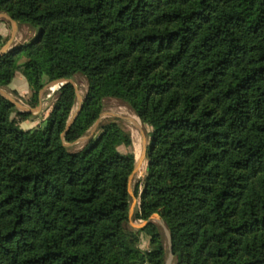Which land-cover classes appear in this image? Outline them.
I'll list each match as a JSON object with an SVG mask.
<instances>
[{
	"label": "trees",
	"instance_id": "obj_1",
	"mask_svg": "<svg viewBox=\"0 0 264 264\" xmlns=\"http://www.w3.org/2000/svg\"><path fill=\"white\" fill-rule=\"evenodd\" d=\"M0 12L38 30L0 55V87L22 70L37 104L45 78L88 84L67 129L72 83L30 129L0 96V264H165L153 214L175 264H264V0H0ZM106 97L151 127L137 231L135 156L119 149L130 132L110 120L66 145Z\"/></svg>",
	"mask_w": 264,
	"mask_h": 264
},
{
	"label": "rangeland",
	"instance_id": "obj_2",
	"mask_svg": "<svg viewBox=\"0 0 264 264\" xmlns=\"http://www.w3.org/2000/svg\"><path fill=\"white\" fill-rule=\"evenodd\" d=\"M1 25H5L8 27L6 36H3L5 38L3 46H7V50L16 45L28 42L38 33L37 29H34L27 24L12 21L8 17H0V26ZM70 78L73 80V85L76 88V101L72 109V117L73 114L78 110L83 101V98L85 97L88 84L86 78L79 73L73 75ZM13 79L12 84L11 80L8 85L0 87V96L8 98L14 104L17 110L30 112L31 117L27 119H21L16 114V112L12 114V117L15 118L18 124L24 129H30L37 125L43 124L44 119L48 116L54 105L59 85H54L55 88L52 89L53 85H51L50 83L54 80L50 81L45 78L43 81V87L38 93V103L33 104L30 102L32 92L30 91V87L25 76L23 75L22 70L16 71ZM20 79H22L25 85L27 84L28 86L29 92L24 95L22 94L23 86L18 84ZM13 84H15V86L20 90L21 93L16 89H13ZM110 120H115L116 122L120 123V125L124 129L130 132L132 138V143L129 147L121 146L119 149L122 153L132 152L135 156L136 168L132 172L133 174L129 182L131 194L129 200V217L126 222V227L128 229L137 231L146 224V221L142 219H136L134 217L135 211L139 206V195L134 194V187L137 184L141 185L142 180L146 175L147 148L150 141L149 134L151 131V127L148 124L142 122L137 114L125 102L116 97H106L103 99L102 111L97 121L83 136H81L80 138L75 140L73 144H70L68 146L72 151L80 149L88 141V139L92 137L93 134L96 135V133H99V125L104 124ZM139 189H141V186L139 187ZM147 221L155 222L162 234L166 263L170 256L169 237L167 234L166 225L158 214H153ZM139 239V245L143 250L151 249L152 246L150 244V236L146 232L141 231L139 233ZM169 264H175L174 255H172Z\"/></svg>",
	"mask_w": 264,
	"mask_h": 264
},
{
	"label": "water",
	"instance_id": "obj_3",
	"mask_svg": "<svg viewBox=\"0 0 264 264\" xmlns=\"http://www.w3.org/2000/svg\"><path fill=\"white\" fill-rule=\"evenodd\" d=\"M7 16L10 18L9 15H7ZM10 19H11V18H10ZM11 20H12V19H11ZM12 21H13V20H12ZM6 51H7V50L5 49V46H3V47L0 49V55L3 54V53H5ZM65 83H72V84H74V83H73V80H72L71 78H66V79H64V78H60V79H57V80L52 81L50 84H58L59 87H60V86H62V85L65 84ZM59 87H58V88H59ZM80 107H81V105L79 106L78 110L73 114V116L70 117V119L68 120L67 125H66V129H67V128L71 125V123L74 121V119H75V117H76V115H77V113H78ZM63 135H64V134H62V137H63ZM66 145H68V144H66ZM135 168H136V164H135V166H134V170H135ZM134 170H133V171H134ZM132 174H133V173H131V175L129 176V182H130V179H131V177H132ZM129 193L131 194V192H130V188H129ZM145 223H147V221H146ZM166 229H167V234H168V237H169L170 256H169V258H168V260L166 261L165 264H169L170 259H171L172 255H173V253H172V251H171V234H170V232H169L167 226H166Z\"/></svg>",
	"mask_w": 264,
	"mask_h": 264
},
{
	"label": "crops",
	"instance_id": "obj_4",
	"mask_svg": "<svg viewBox=\"0 0 264 264\" xmlns=\"http://www.w3.org/2000/svg\"><path fill=\"white\" fill-rule=\"evenodd\" d=\"M7 15H8V14H5V13H3V12H0V17H8ZM8 18H9V17H8ZM13 21H14V20H13ZM13 26H14V25H13ZM6 31H8V27L5 26V25H1V26H0V34H1L2 36H6ZM13 80H14V79H13ZM13 80H12L11 84L13 83ZM18 84H20L21 86H23V89H22V90H23V91H22V94H23V95L29 92L27 84L25 85V83H24V81H23L22 79L19 80ZM13 86H14L13 89H16L17 91L20 92V90L15 86V84H13ZM20 93H21V92H20Z\"/></svg>",
	"mask_w": 264,
	"mask_h": 264
},
{
	"label": "bare ground",
	"instance_id": "obj_5",
	"mask_svg": "<svg viewBox=\"0 0 264 264\" xmlns=\"http://www.w3.org/2000/svg\"><path fill=\"white\" fill-rule=\"evenodd\" d=\"M5 49L7 50L8 49V47L7 46H5ZM51 85H53L52 86V89H54L55 87H54V85H56V84H51ZM74 142H72V143H69L68 145H70V144H73Z\"/></svg>",
	"mask_w": 264,
	"mask_h": 264
}]
</instances>
